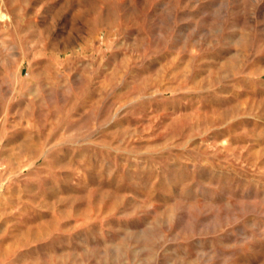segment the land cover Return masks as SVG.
I'll return each instance as SVG.
<instances>
[{"label": "rangeland", "instance_id": "obj_1", "mask_svg": "<svg viewBox=\"0 0 264 264\" xmlns=\"http://www.w3.org/2000/svg\"><path fill=\"white\" fill-rule=\"evenodd\" d=\"M0 264H264V0H0Z\"/></svg>", "mask_w": 264, "mask_h": 264}]
</instances>
